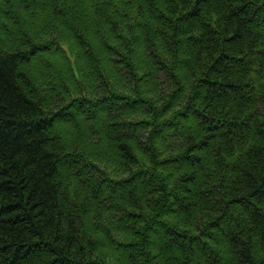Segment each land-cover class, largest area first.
I'll use <instances>...</instances> for the list:
<instances>
[{
	"label": "trees",
	"instance_id": "trees-1",
	"mask_svg": "<svg viewBox=\"0 0 264 264\" xmlns=\"http://www.w3.org/2000/svg\"><path fill=\"white\" fill-rule=\"evenodd\" d=\"M0 264H264V0H0Z\"/></svg>",
	"mask_w": 264,
	"mask_h": 264
},
{
	"label": "rangeland",
	"instance_id": "rangeland-1",
	"mask_svg": "<svg viewBox=\"0 0 264 264\" xmlns=\"http://www.w3.org/2000/svg\"><path fill=\"white\" fill-rule=\"evenodd\" d=\"M34 65H37V62H34ZM76 113H78V112H80V111H82V110H79V109H75L74 110ZM91 113L92 112V109H88V113ZM83 114L80 116L79 115V117H81V118H83V119H86V112L85 111H83L82 112ZM191 115H193L194 116V114L192 113Z\"/></svg>",
	"mask_w": 264,
	"mask_h": 264
}]
</instances>
